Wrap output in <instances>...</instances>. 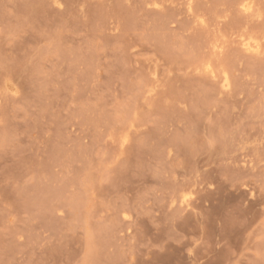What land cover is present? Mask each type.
Here are the masks:
<instances>
[{
    "label": "rangeland",
    "instance_id": "rangeland-1",
    "mask_svg": "<svg viewBox=\"0 0 264 264\" xmlns=\"http://www.w3.org/2000/svg\"><path fill=\"white\" fill-rule=\"evenodd\" d=\"M0 264H264V0H0Z\"/></svg>",
    "mask_w": 264,
    "mask_h": 264
}]
</instances>
